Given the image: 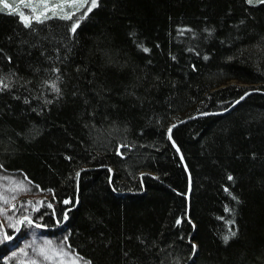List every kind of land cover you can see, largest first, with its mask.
Segmentation results:
<instances>
[{"label":"trees","instance_id":"obj_1","mask_svg":"<svg viewBox=\"0 0 264 264\" xmlns=\"http://www.w3.org/2000/svg\"><path fill=\"white\" fill-rule=\"evenodd\" d=\"M77 16L0 7V171L48 195L35 225L88 264H264V3Z\"/></svg>","mask_w":264,"mask_h":264},{"label":"rangeland","instance_id":"obj_2","mask_svg":"<svg viewBox=\"0 0 264 264\" xmlns=\"http://www.w3.org/2000/svg\"><path fill=\"white\" fill-rule=\"evenodd\" d=\"M44 3H47L49 9L56 4L66 5L63 11L57 9L55 14L51 10L47 11L48 17H63L66 14L72 17L76 14L79 18L82 11L86 13L91 8V0H0V7L19 16L23 13L32 22L37 21L34 18L36 16L45 19L41 16L45 11ZM73 3L79 5V10L67 6ZM5 4L10 7H4ZM25 5L35 6V11ZM32 192L29 184L17 174H3L0 171V243L5 244L8 250L6 261L10 264H88L70 248L66 234L49 236L38 224L35 225L34 220L40 222L37 214L45 209V199L49 197L40 191L36 195H32Z\"/></svg>","mask_w":264,"mask_h":264},{"label":"snow or ice","instance_id":"obj_3","mask_svg":"<svg viewBox=\"0 0 264 264\" xmlns=\"http://www.w3.org/2000/svg\"><path fill=\"white\" fill-rule=\"evenodd\" d=\"M253 0H248V3H252ZM259 3H264V0H258ZM66 5L64 3L61 4H56V5H52L51 9H49V6L47 5V3L43 4V7L45 9L44 12L41 13V16H43L45 19L50 18L46 15L47 11L51 10L53 12V14L56 13V10L59 9L60 11H63L64 7ZM67 6L69 7H76L77 10H79V5H76L75 3L73 4H68ZM97 6L96 0H91V8H95ZM4 7L9 8L10 6L5 4ZM25 7H32L33 8V12L35 11V6L32 5H25ZM91 8L88 9V11H91ZM21 18L24 20L25 22V26H30L31 25V19L27 16H24L23 13H20ZM37 22H42L39 16L34 17ZM62 18L65 19H70L71 18V14H66L65 16H63ZM72 31L75 32V27L72 28ZM145 51H148V49H144ZM57 91H59V89H57ZM171 131V130H169ZM229 179H232V177L230 176ZM65 203H67V201H65ZM27 219V218H25ZM22 222V221H21ZM29 223H31V221H28ZM179 223V221H178ZM225 241L227 242L228 237H224Z\"/></svg>","mask_w":264,"mask_h":264},{"label":"water","instance_id":"obj_4","mask_svg":"<svg viewBox=\"0 0 264 264\" xmlns=\"http://www.w3.org/2000/svg\"><path fill=\"white\" fill-rule=\"evenodd\" d=\"M247 95H249V94H247ZM247 95L246 96H244L241 100H243V99H245L246 97H247ZM240 102V101H239ZM223 113H216V114H213V115H222ZM202 116H205V115H202ZM190 120V119H189ZM189 120H185L184 122H187V121H189ZM171 131L169 132V136H170V138H171V140H172V143L174 144V146L177 148V145H176V143L173 141V139H172V132H173V128H171L170 129ZM183 164H184V166H185V168H186V170L188 171V173H189V179H190V191H191V187H192V182H191V175H190V172H189V170H188V168H187V165H186V163L183 161ZM188 199H190V193H189V195H188V197H187Z\"/></svg>","mask_w":264,"mask_h":264}]
</instances>
